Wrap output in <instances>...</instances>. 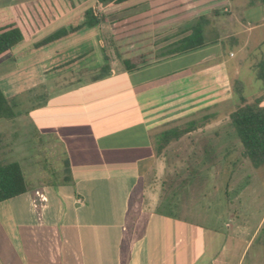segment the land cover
<instances>
[{"label": "crops", "instance_id": "0c3cea01", "mask_svg": "<svg viewBox=\"0 0 264 264\" xmlns=\"http://www.w3.org/2000/svg\"><path fill=\"white\" fill-rule=\"evenodd\" d=\"M38 1L0 0V10L10 12L23 34L0 59L5 61L0 89L16 112L11 120L0 119L11 128L0 132V148L12 153L24 129L37 156L45 154L47 145L60 148L63 173L55 183L33 187L26 181V192L0 202V237L8 250L0 252V264H241L243 253L230 254L222 246L216 254L213 238L172 213L171 199L162 202L157 186L167 171L164 164L178 162L183 151L198 146L206 128L215 127V119L207 125L204 121L216 115L205 113L216 106V93L231 91L222 64H216V76L206 69L189 73L187 64L173 66L174 58L196 50L171 53L204 15L193 16L186 27L172 1L154 11L158 0H137L114 8L118 13L134 9L132 13L110 20L102 10L109 7L94 0H56L63 4L55 2L56 10L49 0L46 12L36 7L45 19L36 15L37 24L29 27L20 8ZM230 1L233 10L214 9L216 22L207 20L202 47L214 41L208 39L214 32L217 43L225 28L234 29L235 36L246 33L243 42H236L239 50L258 31L256 44H263L264 1ZM95 5L98 25L37 45L60 28L81 24L84 11ZM158 15L168 24L158 27ZM261 67L264 80V62ZM256 98L264 109V92ZM17 120L24 126L17 127ZM172 130L181 133L163 144V134ZM9 161L20 164L0 156V162ZM155 195L150 206L144 205ZM138 209L149 213L132 217Z\"/></svg>", "mask_w": 264, "mask_h": 264}, {"label": "rangeland", "instance_id": "374dc122", "mask_svg": "<svg viewBox=\"0 0 264 264\" xmlns=\"http://www.w3.org/2000/svg\"><path fill=\"white\" fill-rule=\"evenodd\" d=\"M46 1L49 0H39L40 3L37 4L31 2L25 8L24 6L20 8L29 27L35 26L38 18L36 15L40 17L42 14L37 12L36 7L40 6L42 12H46L45 8L49 6L44 3ZM170 1L178 6L176 10L185 18L183 25L186 27L194 21L193 16L199 14L204 15L208 21L216 22L214 9L222 11L224 7H228L233 10L234 5L230 0H221L217 3L216 0H158L154 11L164 10L166 8L164 4ZM55 2L63 6L58 3L59 1L50 0L52 10L57 9ZM114 8L102 9L110 13V20L134 11L126 9L127 12L118 13ZM42 15L45 19L46 14ZM162 16L158 15V18L155 16L158 27L169 22ZM223 18L225 19L221 16V19ZM172 26L176 29L184 27L173 24ZM233 33L234 29L232 32L228 28L223 29L216 43V32L212 34L210 32L208 39L212 40L214 37L212 43L208 42L202 48L173 59V66L187 64L189 73L206 69L211 70L215 76L216 64H222L226 76L232 80L231 91L225 89L216 93V106L213 109H205L206 115L211 111L216 115L204 121L207 125L215 119V127L206 128L201 134L198 146L189 147L187 153L183 151V158L178 162L169 161L164 164L167 169L166 175L163 174L157 186L161 190L159 197L162 202L166 198L171 199L172 213L203 228L204 236L213 238L216 254L224 246L226 251L230 250V254H244L241 264H264V164L255 167L249 157L243 155V147L229 121V113L243 104L238 97L252 101L264 92V80L259 77L264 62V43L256 44L260 38L258 31L256 37L249 39L244 51L239 50L236 42H243L246 33L243 32L240 36ZM111 47L110 50H113L112 45ZM4 62L1 61L0 68L4 66ZM229 92H232L231 99L228 97ZM208 100L205 99L206 102ZM16 124L19 128L24 126L20 120H17ZM9 129L11 130L9 123L0 122V132ZM22 132L11 146L12 153H8L7 147L0 148L1 158L20 161L26 181L33 187L46 182L61 181L63 163L60 148L52 144L47 145L44 148L45 154L37 156V149L30 146L32 138L24 129ZM35 140L33 138L32 142L37 141ZM186 158L187 162L184 160ZM156 197V195L147 197L144 205L150 206ZM139 210L134 211L132 217L142 219L149 213L147 209H143L141 213ZM211 228L225 235H211ZM251 238L247 249L244 250ZM5 247L6 244L0 237V252L8 254Z\"/></svg>", "mask_w": 264, "mask_h": 264}, {"label": "trees", "instance_id": "16d2710c", "mask_svg": "<svg viewBox=\"0 0 264 264\" xmlns=\"http://www.w3.org/2000/svg\"><path fill=\"white\" fill-rule=\"evenodd\" d=\"M95 4L113 7H128L137 0H94ZM264 1V0H259ZM216 13V12H215ZM84 21L74 27L60 28L46 36L37 45L53 41L69 31L80 27H94L99 24L101 16L97 12L96 5L84 11ZM207 23L205 16H200L189 28L190 33L183 37L173 48L171 53L185 52L202 47L205 43L203 28ZM23 39V34L7 10H0V59L9 55L12 48ZM242 105L229 114V121L233 126L237 137L243 147V155L249 157L253 166L264 164V109L259 105L260 98L246 104L241 99ZM15 104L8 100L0 89V119L11 120L16 116ZM180 131L172 130L163 134L162 143L166 144L170 139L177 138ZM64 173L69 174L67 162L64 163ZM71 181L70 177L64 180ZM27 191L26 180L22 167L17 161L0 162V202L16 197Z\"/></svg>", "mask_w": 264, "mask_h": 264}]
</instances>
